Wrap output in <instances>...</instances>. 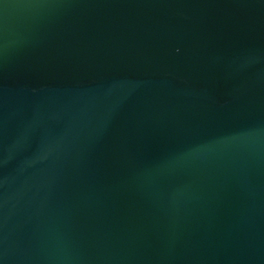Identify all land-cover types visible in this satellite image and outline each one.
Masks as SVG:
<instances>
[{
    "label": "water",
    "instance_id": "obj_1",
    "mask_svg": "<svg viewBox=\"0 0 264 264\" xmlns=\"http://www.w3.org/2000/svg\"><path fill=\"white\" fill-rule=\"evenodd\" d=\"M0 264H264V0H0Z\"/></svg>",
    "mask_w": 264,
    "mask_h": 264
}]
</instances>
